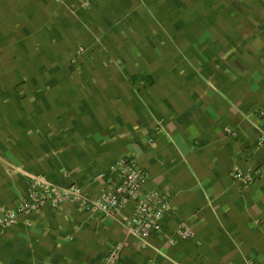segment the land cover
I'll use <instances>...</instances> for the list:
<instances>
[{
  "label": "crops",
  "instance_id": "obj_1",
  "mask_svg": "<svg viewBox=\"0 0 264 264\" xmlns=\"http://www.w3.org/2000/svg\"><path fill=\"white\" fill-rule=\"evenodd\" d=\"M121 159L169 198L159 234L125 230L133 200L44 206L0 264H264V0H0V215L32 176L92 201Z\"/></svg>",
  "mask_w": 264,
  "mask_h": 264
},
{
  "label": "built area",
  "instance_id": "obj_2",
  "mask_svg": "<svg viewBox=\"0 0 264 264\" xmlns=\"http://www.w3.org/2000/svg\"><path fill=\"white\" fill-rule=\"evenodd\" d=\"M78 1L83 6L90 2ZM101 179L106 183L103 192L96 199L89 201L76 186L60 188L51 185L43 177H30L22 203L15 210L0 215V230L15 224L19 216H27L44 206L58 209L64 203L80 204L88 212L111 217L121 212L127 203L133 200L136 203L134 210L128 217L123 218L125 230L139 241H146L161 232L163 218L170 210L169 198L157 192L140 195V190L147 181V174L134 160L117 161ZM234 179L247 186L254 181L255 173L236 172ZM176 234L184 240L192 237L191 231L184 226L179 227ZM123 250L124 244H116L106 255L105 264H116Z\"/></svg>",
  "mask_w": 264,
  "mask_h": 264
}]
</instances>
